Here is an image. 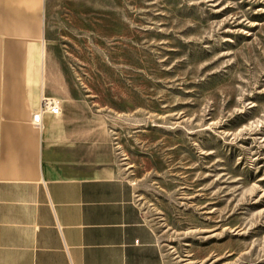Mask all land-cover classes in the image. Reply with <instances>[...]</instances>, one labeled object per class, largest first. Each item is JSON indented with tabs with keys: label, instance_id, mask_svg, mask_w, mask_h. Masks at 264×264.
I'll return each mask as SVG.
<instances>
[{
	"label": "rangeland",
	"instance_id": "1",
	"mask_svg": "<svg viewBox=\"0 0 264 264\" xmlns=\"http://www.w3.org/2000/svg\"><path fill=\"white\" fill-rule=\"evenodd\" d=\"M77 173L134 184L166 264H264V0H46Z\"/></svg>",
	"mask_w": 264,
	"mask_h": 264
},
{
	"label": "crops",
	"instance_id": "2",
	"mask_svg": "<svg viewBox=\"0 0 264 264\" xmlns=\"http://www.w3.org/2000/svg\"><path fill=\"white\" fill-rule=\"evenodd\" d=\"M45 7L0 0V264H166L134 184L77 173L66 104L39 117L44 97H64Z\"/></svg>",
	"mask_w": 264,
	"mask_h": 264
},
{
	"label": "built area",
	"instance_id": "3",
	"mask_svg": "<svg viewBox=\"0 0 264 264\" xmlns=\"http://www.w3.org/2000/svg\"><path fill=\"white\" fill-rule=\"evenodd\" d=\"M44 114L60 116L62 114V111L59 101L55 98L44 97L42 99L39 117Z\"/></svg>",
	"mask_w": 264,
	"mask_h": 264
}]
</instances>
